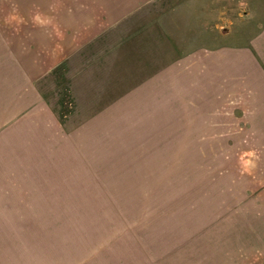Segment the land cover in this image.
Listing matches in <instances>:
<instances>
[{
	"label": "rangeland",
	"instance_id": "374dc122",
	"mask_svg": "<svg viewBox=\"0 0 264 264\" xmlns=\"http://www.w3.org/2000/svg\"><path fill=\"white\" fill-rule=\"evenodd\" d=\"M167 22L208 49L197 68L243 71L218 52L243 47L264 66V0H0V264H264V122L227 103L205 106L211 137L196 141L78 128L115 78L114 47ZM123 51L125 64L140 49Z\"/></svg>",
	"mask_w": 264,
	"mask_h": 264
},
{
	"label": "crops",
	"instance_id": "0c3cea01",
	"mask_svg": "<svg viewBox=\"0 0 264 264\" xmlns=\"http://www.w3.org/2000/svg\"><path fill=\"white\" fill-rule=\"evenodd\" d=\"M167 26L168 28L148 25L145 36L138 31L131 32L122 40L123 42L114 47L112 56L116 57V61L112 62V66L111 64L108 66L107 71H114L115 78L111 81L105 96L102 97L100 108L84 120V126L87 127L78 128L92 135V126L95 123L116 122L119 124L116 125L117 130L125 132L122 136L125 139L138 138L152 141L164 137L174 141L192 137L196 141L197 138L211 137L205 132V128L212 124L210 116L208 117L210 110L206 112L205 106L223 107L227 103H230L229 106L236 107L235 112L229 113L232 118L245 120L246 123L251 121L263 123L262 102L259 100L256 102L255 99L256 96L264 99V88L261 87L259 92L257 88L259 82L264 80V66H261L258 58L262 56L261 51L256 47L253 48V52L243 47L236 48L234 51L230 50L229 54L228 50H218L221 58L237 57L244 70L228 72L226 65L219 61L217 62L223 65L226 71H213L205 63L206 70H204L197 68L196 54L199 52L206 60L209 57L206 53L208 49L196 50V45L191 46L190 41L188 45L181 46L179 42L188 39L187 36L185 39H180L179 35H172L173 22H167ZM158 28L168 29L171 36L163 35L158 39L159 32L156 30ZM175 39L178 44L173 45ZM126 48L133 49L135 52L140 49V52L124 64L122 56H125L123 50ZM243 55H246L245 60L240 62L239 58ZM113 73H108V77ZM29 80L32 84L36 79L29 78ZM197 92L202 102L197 103L196 97L192 96ZM248 95L253 98L252 102L248 103L252 105V112L249 113L250 115H240L239 105L244 102L240 98ZM214 98L220 102L215 103ZM225 98L229 100L225 101ZM213 101L214 104H212ZM188 114H191L189 116L191 118L185 121L183 117ZM51 115L52 120L58 123V117L54 113ZM121 122H137L142 123L143 126L138 130L130 129L124 126L125 123L120 124ZM163 122H175L178 125H173L170 128L171 132L163 134ZM188 126H191V131L203 132V134L190 135L189 131L184 134L180 130L177 131L178 129H172L180 127L186 129ZM151 147L153 146H146V148ZM145 152L148 153L150 150ZM152 152L158 151L151 150L150 153Z\"/></svg>",
	"mask_w": 264,
	"mask_h": 264
}]
</instances>
